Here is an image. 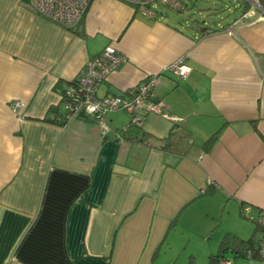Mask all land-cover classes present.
<instances>
[{"label":"crops","instance_id":"crops-1","mask_svg":"<svg viewBox=\"0 0 264 264\" xmlns=\"http://www.w3.org/2000/svg\"><path fill=\"white\" fill-rule=\"evenodd\" d=\"M233 2L225 20L187 27L90 0L66 28L26 0H0V264H170L178 250L190 264L227 233H253L264 212V0ZM108 44L126 60L97 96L129 99L154 77L167 116L129 125L123 110L97 119L80 108L58 124L62 91ZM181 57L184 76L167 69ZM172 125L188 142L164 148Z\"/></svg>","mask_w":264,"mask_h":264},{"label":"built area","instance_id":"built-area-1","mask_svg":"<svg viewBox=\"0 0 264 264\" xmlns=\"http://www.w3.org/2000/svg\"><path fill=\"white\" fill-rule=\"evenodd\" d=\"M123 1L134 5L139 12L147 16L156 15V9L150 6L154 2L179 10L185 8L180 0ZM89 2L90 0H26V5L31 11L46 17L50 21L66 28H72L81 22ZM242 15L244 19L249 17L248 12H244ZM125 60V55L112 44H108L98 54L88 59L81 68V72L62 93L67 106L62 118L67 120L80 108L86 109L90 115L92 114L97 119H102L108 111L123 110L130 117L129 125H140L145 119V114L149 112L167 116L163 113L160 102H157L153 97L151 90L156 83L154 77H147L139 82L129 99L118 95L97 96L96 92L101 82ZM183 62L184 58L181 57L168 65L167 69L173 74L184 76L188 68L183 65ZM21 106L22 103L19 100H14L11 102L10 108L18 111ZM256 219L259 224L264 225V212H261ZM259 243L260 255L264 256V239ZM221 264H230V261L225 259L221 261Z\"/></svg>","mask_w":264,"mask_h":264},{"label":"rangeland","instance_id":"rangeland-1","mask_svg":"<svg viewBox=\"0 0 264 264\" xmlns=\"http://www.w3.org/2000/svg\"><path fill=\"white\" fill-rule=\"evenodd\" d=\"M182 5L185 4L187 7L182 10L168 7L166 5L158 4L157 2L152 3L150 6L154 7L157 11H160L161 15H166V17H172L175 20V23L180 25V23L186 22L189 27L193 23H197L207 19L210 21L225 20L229 14H232L236 7V2L233 0H180ZM154 112H151V114ZM223 225L216 226L218 231H221L220 228ZM211 251H216L212 248ZM208 251L197 250L196 254L193 256V261L190 264H205L206 256L208 255ZM188 254L182 252V250L176 251L174 254L168 255L167 259L170 260V264H186L188 260ZM231 264H250L247 259L243 258H234L233 256H228ZM190 259V258H189ZM254 264H264L259 263L258 261L253 262Z\"/></svg>","mask_w":264,"mask_h":264},{"label":"trees","instance_id":"trees-1","mask_svg":"<svg viewBox=\"0 0 264 264\" xmlns=\"http://www.w3.org/2000/svg\"><path fill=\"white\" fill-rule=\"evenodd\" d=\"M244 14V13H243ZM69 81L68 84H71ZM65 90V89H64ZM64 90L62 93H64ZM62 95V101L65 103V99L63 94ZM67 107V106H66ZM66 111V109H65ZM65 111L63 112V115L56 117L55 121L58 124H65L66 119L62 118L64 117ZM220 129L216 130L209 136V138L204 142L203 146L204 149H208L211 147L213 142L216 140L218 133ZM163 142V147L169 146L171 144L177 145L180 143H187L188 142V135H180L176 133L175 127L172 125L169 133L167 136H164L163 138H160ZM211 188V186L207 187L203 190V194L207 193ZM260 232L261 236L260 238L255 240V234ZM264 239V225H261L257 222V219H255V226L253 233L248 238H241L239 236H236L233 233H227L223 236L220 243H218V248L214 253H211L209 256H207V261L205 264H221L222 260H229L228 256H233L234 258H243L247 259L248 261H258L259 263H264V256L260 255L259 251V242ZM230 261V260H229ZM231 264V261H230ZM254 264V263H253Z\"/></svg>","mask_w":264,"mask_h":264},{"label":"water","instance_id":"water-1","mask_svg":"<svg viewBox=\"0 0 264 264\" xmlns=\"http://www.w3.org/2000/svg\"><path fill=\"white\" fill-rule=\"evenodd\" d=\"M249 263H250V264H253V262H252L251 260L249 261Z\"/></svg>","mask_w":264,"mask_h":264}]
</instances>
